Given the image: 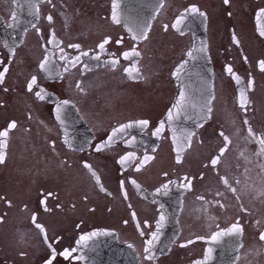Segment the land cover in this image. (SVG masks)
<instances>
[{
  "label": "flooded vegetation",
  "instance_id": "obj_1",
  "mask_svg": "<svg viewBox=\"0 0 264 264\" xmlns=\"http://www.w3.org/2000/svg\"><path fill=\"white\" fill-rule=\"evenodd\" d=\"M112 2L0 0V71L8 68L0 83V131L13 121L17 124L6 138L0 137L6 144L0 149L5 157L0 163V264H45L49 244L59 253L97 230L110 234L94 237L69 260L58 255L54 264H192L208 248L217 250V242L209 239L213 232L236 222L242 232L234 264H264V149L259 143L264 138V71L259 67L264 60V18L257 19L264 0H229L227 5L224 0H162L158 13V0H120L127 24L151 22L148 39L141 41L130 38L125 22L111 20ZM192 5L206 18L189 14L179 30L172 28ZM201 32L205 43L193 51ZM53 33L57 44L48 43ZM109 37L101 51L98 45ZM69 44H79V51ZM61 48L68 57L89 55L71 67L60 60ZM189 51L193 59L177 78L174 73ZM124 52H129L127 59ZM46 54L50 73L39 69ZM112 59L119 61L115 67L108 65ZM229 65L232 74L226 71ZM209 69L212 111L188 146L182 135L188 132L176 127L189 121L180 120L174 106L180 102L179 113L186 118L193 105L197 110L199 102L201 108L206 105ZM33 75L37 85L29 92ZM41 89L43 99L35 95ZM202 91L204 98L197 95ZM64 100L69 103L57 120L56 105ZM169 110L174 114L171 124ZM143 119L149 121L146 128L133 126L96 151L114 128ZM161 121L163 132L153 135ZM221 131L230 143L213 166L211 159L225 147ZM174 133L176 141L187 144L179 152L180 162ZM133 137L135 142L128 143ZM129 152L133 157L122 166L120 158ZM145 154L153 159L141 165ZM184 177L191 181L189 189L179 186ZM169 180L175 183L169 184L167 194L154 195ZM161 213L166 220L160 240L153 259L145 260V241ZM141 231L148 235L142 237ZM81 255L83 259H74Z\"/></svg>",
  "mask_w": 264,
  "mask_h": 264
},
{
  "label": "snow or ice",
  "instance_id": "obj_2",
  "mask_svg": "<svg viewBox=\"0 0 264 264\" xmlns=\"http://www.w3.org/2000/svg\"><path fill=\"white\" fill-rule=\"evenodd\" d=\"M224 3L226 5L229 4V0H224ZM30 7H35L36 12L37 13L39 12V8L37 6L30 5ZM162 7H163L162 0H158V4H157V7L154 9V12L158 13L159 9L162 8ZM189 14H196V15H199L201 17H205L206 18V14L204 12H201L200 9L197 6L192 5L191 7L186 8L184 10V12L180 14V16L176 19V22L173 25H171V27L179 30V26L184 22V20L186 19V17ZM154 18H155V16L152 17V19H154ZM260 18H264V8H261L259 10V12L257 13V19L259 20ZM15 19H16L15 13H13V15H12L13 23L15 22ZM47 19L49 20V22H51L52 21L51 15H49L47 17ZM111 20L114 23H116V24H121L122 21L125 22L127 27H128V32L130 34V38L133 41H141V40H147L148 39V32H149V30L151 28V22L148 21V22H145L143 24H127V18L123 17V14H122V4H121L120 0H113V2H112ZM12 26H13V24L10 23L9 27H12ZM33 27H35V25H33ZM164 27H165V30L168 29V25H165ZM37 31H39V29H37ZM181 34H183V32H181ZM260 34L262 36H264V30H262L260 32ZM110 39H111L110 37L109 38H105L98 45V47L101 49V51L104 50L105 45L109 44ZM122 42H123L122 38L116 41L117 44H120ZM233 42L236 43V44L239 43V41L237 40L235 35H233ZM48 43L49 44H57L58 43V41H56V39H55V34L54 33H53L52 39L48 40ZM68 47L72 48V49H76L77 51H79V49H80V45L79 44H69ZM10 50L12 51V54L14 55V49H10ZM199 51H204V49L201 48V49H199ZM132 54L133 55H139V53L136 52L135 49H133ZM88 55H89L88 52H80L79 55H76L75 57H68L64 53V49L61 48L60 49V57L59 58L62 61H66L68 66L75 67L78 63L81 62V57L82 56H88ZM123 56H124L125 59H127L129 57V52H124ZM187 56L189 58H191L193 56V51H189L187 53ZM93 58L98 60L99 56H95ZM118 62L119 61L117 59H112V60L108 61V65L110 67H115L118 64ZM185 63H186V61H185ZM83 67H84L85 70H90L89 65L87 63H84ZM183 67H184V64L182 63L178 67L177 72L174 73V75H176L177 78H179L180 69H182ZM259 67H260V69L262 71H264V60L259 61ZM50 68H51L50 57L46 54L44 56L43 60L39 64V69L42 70V71L50 73ZM7 71H8L7 67H5L3 71H0V83H3L4 77H5V74L7 73ZM65 71H67V67L65 68ZM125 71H129V70L125 69ZM226 71L229 74H232L233 73V68L229 65V66H227ZM235 79H236L237 83H240V79H239L238 76H236ZM34 85H37V77L35 75H33L31 77L30 82L27 84V90L29 92L33 91V86ZM76 87L78 89H80L81 91H83V88L81 87V83L80 82H77ZM42 93H43V89H41V91L36 92L35 95L39 99H43L44 96H43ZM184 98H185V95L182 92L181 93V101H183ZM68 103L69 102L67 100L60 101V102L57 103L56 108H55L57 120H61L62 109ZM246 103H247V98L245 96L244 90L242 89L240 91V106L244 107L246 105ZM210 105H211V100H209L206 103V105H205V107L207 108V113H211V111H212V108H211ZM174 107L177 109L176 115H179V109L181 107V103L178 102L177 105H175ZM204 118L205 119L207 118V114L205 115ZM167 119H168L169 124H171L172 121L174 120V114H173L172 110H169ZM245 123H247V121H245ZM148 125H149V121L146 120V119L135 121L133 123L121 124L118 128H114L112 130V134L107 138L106 141H102L101 144L96 145V151L99 152V151L102 150L103 147H107L108 145H110L111 142L118 135H122L127 129H129V128L133 127V126H139L140 128L143 129V128H146ZM16 127H17L16 122L15 121L11 122L8 125V129H5L4 131H0V137H5L6 138L9 135V129H15ZM164 127H165V124H164L163 121H161L159 126L156 127L155 131L153 132V135L158 136L161 132H163ZM248 133H249L250 136L253 135V132H252L251 128L248 129ZM182 135H183L184 139L187 141L188 146H190L191 139H192L194 133L189 132V133H184ZM220 136H222L224 141H225V147H222V148L219 149V153H220L219 156H216L215 158L211 159V164L213 166H216L219 163L220 156L223 155V153L226 151L227 144L230 143L229 137L226 136L222 131L220 132ZM176 139H177V137H176V135L174 133V135H173L174 143H175ZM134 142H135V137H133L132 141L128 142V143H134ZM259 143L262 146V149H264V138H261L259 140ZM5 147H6V144L3 141H0V149H3ZM181 150L182 149L180 147L177 148V153H178L177 162H180L179 152ZM133 155L134 154L131 153V152L127 153L126 155H124V156H122L120 158L119 163L122 166L125 165L126 162H128V161H130L132 159ZM4 158L5 157H4L3 152L0 151V163L4 162ZM151 159H153V157L148 156L147 154H145V156L143 158V161L141 162V165L143 163L151 160ZM84 166L86 168H88L89 170H91V165L85 163ZM137 171H139V167L137 168ZM92 175L96 176V173L92 172ZM164 175L167 176L168 174L165 173ZM96 179H97V183L99 184V178L97 177ZM123 183L124 182L121 181V188H123ZM132 183L136 184V181L133 180ZM172 183H175V181L169 180L168 183L161 185V187L156 189V192H155L154 195L160 194L162 192H163V194H167L168 189H169V184H172ZM224 183L226 185L228 184L227 179H224ZM179 186L181 188L189 189L191 187V181L188 179V177H184L183 178V182ZM137 187H139V186L137 185ZM101 189L103 190L102 185H101ZM232 190L235 191V189H232ZM124 195H125V198H127V193L126 192L124 193ZM42 203H43V201H42ZM221 206H223V205H221ZM132 215H133V218H135V213H132ZM36 220H37V217L35 215H33L32 216V221L35 224V227L37 229H40L41 232L45 233V240H47L46 231H45L43 225H41L39 223H36ZM165 220H166V216L163 213H161L160 216H159V219L156 222V230L151 232L150 233V237L145 241V247L143 249V251L145 253V257H144L145 260H149L150 261V260L153 259V257H154V248H155L157 242L160 240V229L163 227V225L165 223ZM124 223L127 224V221H125ZM145 224H147V222H145ZM136 226H137V228H140V224L139 223H137ZM217 227H219V225H217ZM241 232H242V226L238 222H236V223H233L229 228L221 229L220 231L213 232L210 235L209 239H210L211 242H217L221 237H223L225 235H232L234 233L238 234V233H241ZM109 234L110 233H107V232H103L102 233L99 230L93 231V232H90V233H85V234L81 235L79 237V239L76 241L77 247H73L71 249L65 248V249H63V251H61L59 253H57L56 249L54 247H52L51 244H49L48 247L51 248V253H50V258H48L45 261V264H54V262L57 260V256L58 255L60 257H63L64 260H69L70 258H73V254L76 253L80 247H86L88 245V241L92 240L94 237H97V236H100V235H109ZM140 235L143 237V236L148 235V234L145 233L144 231H141ZM198 239H204V237H198ZM260 239L264 240V233L261 234ZM192 242L193 241H191V240L188 241V243H192ZM128 247L132 248L133 246L131 244H129ZM211 253H212V248H208L207 252H206V255L204 257V260L197 261L196 264H207V261L211 258ZM74 259L81 260V259H83V256L82 255L81 256H75Z\"/></svg>",
  "mask_w": 264,
  "mask_h": 264
},
{
  "label": "water",
  "instance_id": "obj_3",
  "mask_svg": "<svg viewBox=\"0 0 264 264\" xmlns=\"http://www.w3.org/2000/svg\"><path fill=\"white\" fill-rule=\"evenodd\" d=\"M19 3H24L25 0H18ZM33 1V0H32ZM34 1H40V0H34ZM205 43V39H204V34L203 32H201L200 37L194 38V48L193 51H195V49H198L197 46L198 45H204ZM193 59V57H191ZM191 58H189L188 56L186 57V59L184 60V62H182L183 64H185V61L187 63L190 62ZM206 64L204 63V66ZM207 68H208V63H207ZM208 99L210 100V90H211V84H210V69L208 70ZM204 81V80H203ZM202 93V98L206 97V93L205 92H201ZM198 95V94H197ZM201 94H199L200 96ZM200 105V103H199ZM189 114V112L187 113ZM207 114L208 117V113H207V108H205L204 104L202 103V108L199 107L198 110H192L190 113V117L188 120H190V125L188 128H180L179 130H188L193 132L198 126H200L206 119L204 118L205 115ZM177 147H182V149L185 146H182V144H178L176 143ZM220 243H222L220 251L218 254H214L211 255V258L207 261V264H233L234 260L236 259V255H237V249H238V238L235 237V241L234 238L232 237V235H225L223 237L220 238ZM196 264V263H195Z\"/></svg>",
  "mask_w": 264,
  "mask_h": 264
}]
</instances>
